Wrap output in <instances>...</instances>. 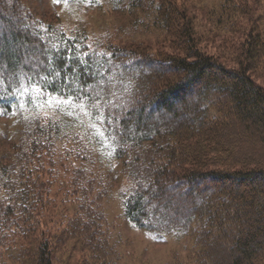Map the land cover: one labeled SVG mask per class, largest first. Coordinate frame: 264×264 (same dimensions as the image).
<instances>
[{"label":"trees","instance_id":"16d2710c","mask_svg":"<svg viewBox=\"0 0 264 264\" xmlns=\"http://www.w3.org/2000/svg\"><path fill=\"white\" fill-rule=\"evenodd\" d=\"M80 1L100 0H60ZM155 1L183 54L92 45L0 0V116L22 125L19 146L0 154V264H118L103 205L114 177L126 221L156 238L192 234V263L264 264V88L252 76L264 39L245 33L227 69L199 50L172 0L118 3ZM225 7L217 17L231 27ZM55 98L84 116L48 112ZM33 241L34 260L22 262Z\"/></svg>","mask_w":264,"mask_h":264},{"label":"rangeland","instance_id":"374dc122","mask_svg":"<svg viewBox=\"0 0 264 264\" xmlns=\"http://www.w3.org/2000/svg\"><path fill=\"white\" fill-rule=\"evenodd\" d=\"M23 6L48 22L57 19L67 33H80L81 38L92 45H108L128 48L141 52H148L161 57L175 50L183 54L180 48L178 25L176 22H161L158 12L149 4L131 5L118 3V0H100L90 4L89 1H80L74 4L54 2L53 0H22ZM176 9L177 19L181 24L188 22L197 41L200 51L213 56L227 69L236 66L243 48L245 33L252 31L259 33L264 39V0H172ZM10 5L9 0H1V6ZM222 6L234 13L233 26L229 27L227 17L219 19ZM235 6V7H234ZM243 6L237 12L234 8ZM180 26V25H179ZM184 49V48H183ZM146 71H156L158 65L149 64L143 67ZM167 75V76H166ZM170 77L171 74H166ZM253 79L264 88V53L258 56L252 70ZM165 79V78H164ZM161 80L165 82V80ZM62 98H55L45 105L48 112H55L58 116L75 115L81 109L67 103ZM59 112V113H58ZM84 120L85 118L82 117ZM185 118L181 117L180 120ZM79 119L76 120V123ZM179 122V121H178ZM181 123V122H179ZM76 129L84 130L76 124ZM22 125L16 118L0 116V154L9 155L19 146ZM236 130V129H235ZM75 131V130H74ZM237 131V130H236ZM4 155L2 163L8 161ZM225 165V164H224ZM223 165L208 166L207 169H221ZM122 180L114 177L110 197L104 201L106 222L117 243L119 257L118 264H194L195 247L192 234H173L156 238L152 233L139 229L126 221L123 214L122 201L118 196L119 185ZM228 185V184H227ZM30 244V243H29ZM29 249L25 248V258L22 262L30 263L34 260L33 254L37 243L32 242ZM64 251V249H63ZM79 249L73 251L74 257L86 258ZM88 260V259H87ZM85 264H94L87 261ZM223 264L225 262L223 261Z\"/></svg>","mask_w":264,"mask_h":264},{"label":"snow or ice","instance_id":"6c2138e0","mask_svg":"<svg viewBox=\"0 0 264 264\" xmlns=\"http://www.w3.org/2000/svg\"><path fill=\"white\" fill-rule=\"evenodd\" d=\"M54 2H60V0H54ZM69 51H71V49H69ZM68 58H69V59H71L72 57H71V56H69ZM49 103H51V101H49ZM69 103H71V102L69 101ZM101 123H103V121H101ZM99 135H101V136H103V135H104V133H103V131H102V130H100V131H99Z\"/></svg>","mask_w":264,"mask_h":264}]
</instances>
